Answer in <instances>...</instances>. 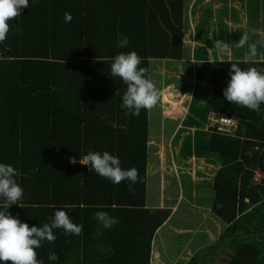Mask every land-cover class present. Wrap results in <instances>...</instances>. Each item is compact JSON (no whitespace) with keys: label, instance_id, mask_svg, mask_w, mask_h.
<instances>
[{"label":"trees","instance_id":"obj_1","mask_svg":"<svg viewBox=\"0 0 264 264\" xmlns=\"http://www.w3.org/2000/svg\"><path fill=\"white\" fill-rule=\"evenodd\" d=\"M65 12L70 23L64 22ZM182 21L183 0H29L21 16L9 21L0 43V163L17 170L24 195L8 211L30 227H42L56 209H65L83 226L81 235H72L79 264H155L152 235L169 208L145 205L148 110L135 116L120 107L126 85L110 75V65L112 57L131 51L147 69L150 58L180 59ZM118 36L129 44L118 47ZM245 57L207 61L210 107L237 123L227 134L207 132V149L220 159L210 202L220 229L182 264H198L220 245L226 248L223 264H264V104L258 114L223 96L232 63L264 69V58ZM176 105L172 101L167 113ZM89 151H108L123 169L136 168L134 191L130 181L114 184L69 162ZM98 211L119 223L105 228L95 217ZM54 234V243L36 249L38 260L51 264L48 256L56 251L62 264H70L75 256L67 257L69 242H62L71 235L63 236V229ZM165 258L172 261L173 255Z\"/></svg>","mask_w":264,"mask_h":264},{"label":"clouds","instance_id":"obj_2","mask_svg":"<svg viewBox=\"0 0 264 264\" xmlns=\"http://www.w3.org/2000/svg\"><path fill=\"white\" fill-rule=\"evenodd\" d=\"M28 7L29 0H0V43L6 39L10 30L9 21L21 16L22 10ZM72 19L70 13H64L65 23H70ZM248 39L247 34L241 36L236 46L243 48ZM128 44L129 39L126 36L117 37L118 47L123 48ZM215 47L224 49L228 45L216 41ZM248 49L245 62H253L257 56V44H248ZM140 64V56L135 51H131L118 53L112 57L110 65V75L119 77L126 85L120 107L130 110L135 116H139L141 109H152L161 95L153 81L146 78L148 69L139 67ZM229 75L230 80L223 91L224 98L229 103L246 107L260 114V105L264 104V69L249 67L243 70L238 64L232 63ZM251 154L249 150L248 155L251 156ZM69 162L85 165L90 172L114 184L130 181L128 185L130 191H134L132 185L139 179V172L136 168L123 169L120 159L108 151L103 153L89 151L79 161L69 158ZM17 174L13 166L0 163V198L3 200L0 204V209H2L0 210V262L3 264H43V261L37 258L36 249L40 248L45 241L55 242V229H63L65 235L79 236L82 234L83 226L73 223L69 214L59 208L55 210L51 221L42 227H30L27 223L13 217L8 209L11 205L18 204L24 195L23 188L16 182ZM95 217L105 228H111L119 223L118 217H111L105 211L96 212ZM48 259L55 261L59 257L53 252L49 254Z\"/></svg>","mask_w":264,"mask_h":264},{"label":"crops","instance_id":"obj_3","mask_svg":"<svg viewBox=\"0 0 264 264\" xmlns=\"http://www.w3.org/2000/svg\"><path fill=\"white\" fill-rule=\"evenodd\" d=\"M227 0V4H230ZM247 2V0H244ZM232 4V3H231ZM229 22V20L227 19ZM197 37H200L198 35ZM197 37L194 35L190 36L186 42H189V48H188V54H183L180 60H185L189 63L191 68V75L187 77L186 81L190 85V83H199L204 82L207 80L204 74H196V71H194L196 63H203L202 69L208 70V64L207 61H212L213 59L218 58H224L223 55L220 53L217 48V50L214 48L216 41H211L209 43H206L205 41H201L200 39H197ZM184 33H183V41H184ZM203 45L202 47H198L196 49V46ZM183 45V44H182ZM216 52V53H215ZM230 53V50L226 48V58L227 54ZM156 59H164L163 62L164 67H158V64H155L152 66V71L154 75V79H156L159 75L163 77V81L168 79L167 76L164 75L168 69V66L166 65L165 59H172V58H156ZM149 61H148V74L150 72L149 67ZM151 71V73H152ZM193 71V74H192ZM209 71V70H208ZM176 76L179 75V73L175 74ZM193 86V85H192ZM190 85L189 88L184 87H176L171 81H168L166 83H163L159 85L158 90L161 91L160 100L161 105L164 102L165 103V109H163V112L165 115L169 118H172L174 121V124L172 128L170 129V132L165 137L164 143H161V141H158L160 149H158V159L159 163L154 164L153 167L149 168V164L147 163V157H146V173H145V205L151 206V207H162L166 206L169 208V212L167 217L164 219V221L158 226L152 235V240L155 245L154 250V262L155 264H182L184 260H186L191 253L195 252L197 249L205 246L206 244L212 243L215 238L216 234L219 232L220 229V223L217 222L210 214V202L212 199V177L215 172V170L220 165V159L217 156L216 157V163L212 165V163L205 162L204 159H202V155L204 154L203 150H197L195 146L191 148V153H189L190 150V144L191 139L190 137L185 136L184 138H177L178 143L175 145V147L172 146V141L174 138H176V133L179 129H182V131L189 133L188 135L195 134V131L199 127V124L203 121L202 130L207 132L209 131L207 128V114L208 111L211 110L210 104H209V95H210V78H209V89H208V98H205L207 100L206 106L207 109L204 111H200L198 114V117H202L201 122L199 123L196 119L195 122H191L189 124H185L184 120L186 119L187 115L190 112V109L194 110L195 107L192 106L193 97L195 95V89L194 86L192 88ZM201 86V85H199ZM186 101L184 102V100ZM174 101L177 103V110L173 114L167 113L168 106L171 105V102ZM177 119V120H176ZM186 129V130H185ZM175 132V133H174ZM174 133V134H173ZM209 133V132H208ZM173 134V136H172ZM147 136H148V111H147ZM147 140V145L148 141ZM186 140V142H185ZM164 145V146H163ZM204 148V145H203ZM208 150V149H207ZM209 151V150H208ZM211 152V151H209ZM182 153V154H181ZM214 153V152H212ZM181 155H184L188 157V160L186 162H177L176 159H178ZM188 155V156H186ZM169 166L172 175L167 177L163 173V168ZM210 167L211 170L209 172L208 176H204L202 173L205 171L204 168ZM186 170V171H185ZM157 171L160 173L159 175H155L154 172L157 173ZM186 172L188 174H186ZM154 175L155 181L158 180V189L161 188L165 183L163 181L167 182L168 179H173V182L175 184V191H157V195L154 193L153 195H150L148 197L147 193V179L146 175ZM184 176L186 183L190 185V181H192V185L190 186L191 189L189 191L184 192L183 186L180 185V177L179 175ZM196 178L204 180V182H210L208 185V188L211 187V191L206 192L205 197L204 196H198L197 200L195 199V192H194V184L196 183ZM207 189V188H206ZM183 203V205H181ZM179 211V212H178ZM77 214V213H76ZM190 218V219H189ZM182 221V225L179 223ZM177 225H179L177 227ZM205 225V226H204ZM204 228L200 231L201 227ZM221 247V245H220ZM219 249V246L217 247ZM217 250L209 251L205 254L204 257H202L201 260H203L207 255L210 253H213ZM171 253L173 255V260H167L165 258L166 253ZM58 252H56L57 254ZM74 261H76L77 264L80 261V253L75 252V258Z\"/></svg>","mask_w":264,"mask_h":264},{"label":"rangeland","instance_id":"obj_4","mask_svg":"<svg viewBox=\"0 0 264 264\" xmlns=\"http://www.w3.org/2000/svg\"><path fill=\"white\" fill-rule=\"evenodd\" d=\"M259 1V3H258ZM250 2V5L248 3ZM253 2L255 3V0H233L232 4H227V0H183V21H182V30L184 33V41L182 48L184 50L183 54H188V48H189V42H186V40L190 36H198L197 39H200L201 41H205L206 43H209L211 41H221L228 45L227 49L230 50V53L227 54L228 58H239V57H245L247 56L246 52L244 51L246 48H248V44H252L255 42L257 44V56L259 58H264V28L262 27V20L264 21V0H256L255 6H253ZM258 3V4H257ZM230 5H233V7H230ZM229 20V22L227 21ZM249 33L250 35V42H247V45H245L243 48H238L236 46V43H238L241 36ZM253 40V42H251ZM198 45V44H197ZM203 45L196 46V49L198 47H202ZM214 48L217 50V47L214 46ZM220 53L223 55V57H226V48L218 49ZM216 53V52H215ZM164 59H156V58H150L149 59V67L150 72L148 74V78L153 81L156 88H159V85L166 83L168 81H171L176 87H186L189 88L190 85L194 86L195 89V95L193 97L194 102L192 101V106L195 107L194 110L190 109L189 114L187 115L186 119L184 120L185 124H189L191 122H195L197 119L198 122H201L202 117H198L200 111L204 113V111L207 109V106L205 103H207V100L205 98H208V89H209V78L210 74L209 71L206 69H202L203 63H196L194 71H196V74H204L207 78L206 81L200 82L199 86L198 83H190V85L187 83L186 79L191 75V68L187 61L180 60V59H165L166 65L168 66V69L166 73H164L165 76L168 77L165 82L163 81V77L159 75L156 79H154L152 66L155 64H158V67H164L163 62ZM152 71V73H151ZM179 73L178 76L175 74ZM193 74V71H192ZM192 86V88H193ZM162 91V88L160 92ZM209 99V98H208ZM186 99L184 100V102ZM174 102V101H173ZM163 109H165V103L163 102L161 105V100L158 99L157 104L150 110H148V138L150 139L148 141L147 145V163L149 164V168L153 167L154 164L159 163L158 159V149H160L158 141H161V143H164L165 137L170 132V129L172 128L174 121L172 118H169L165 115L163 112ZM177 120V119H176ZM203 121L199 124V127L195 131V134L188 135L189 133H186L182 131V129H179L176 133V138L172 141V146L175 147V145L178 143L177 138L181 137H190L191 144H190V150L189 153H191V148L195 146L196 151L197 150H203L204 154L202 155V159H204L205 162H211L212 165L216 163V153L209 152L207 150L206 145V138H207V130L203 131L202 128ZM186 130V129H185ZM175 133V132H174ZM173 133V134H174ZM172 134V136H173ZM204 145V148H203ZM164 146V145H163ZM182 154V153H181ZM188 156V155H186ZM184 155H181L178 159H176L177 162H186L188 160V157L184 158ZM204 172L202 173L204 176H208L209 172L211 170L210 167L204 168ZM186 171V170H185ZM155 175H159L160 173L157 171L154 172ZM163 173L167 177L172 175L170 167L166 166L163 168ZM186 174H188L186 172ZM180 177V185L183 186L184 192L189 191L191 189V185L193 184L192 181H190V185L186 183L185 175ZM147 179V195L148 197L150 195H153L154 193L157 195V191H175L176 187L173 182V179H168L167 182L163 181L165 185H163L161 188L158 189L159 181H155L154 175H146ZM196 183L194 184V192H195V199L197 200V197L204 196L206 192L211 191V187L208 188V185L210 182H204V180L201 181V179L196 178ZM207 188V189H206ZM206 200V197H205ZM183 205V203H181ZM61 209V208H60ZM54 210V208H53ZM65 210V209H63ZM179 212V211H178ZM190 219V218H189ZM182 225V221L179 222ZM179 225H177L178 227ZM205 226V225H204ZM202 227V229L204 228ZM68 236V235H63ZM69 242V246L65 248V254L67 257L75 256V252L77 249L76 246V239L75 244L73 237L71 235L70 239H66L63 243ZM213 253H210L207 255L202 261H200L198 264H223V259L225 256L226 248L224 247H217L215 248ZM80 251V249H79ZM56 253V251H53ZM64 253V252H63ZM57 256H60V253H57ZM51 264H62L59 259L55 261H50ZM79 263V262H78ZM70 264H77L76 261H72Z\"/></svg>","mask_w":264,"mask_h":264},{"label":"built area","instance_id":"obj_5","mask_svg":"<svg viewBox=\"0 0 264 264\" xmlns=\"http://www.w3.org/2000/svg\"><path fill=\"white\" fill-rule=\"evenodd\" d=\"M206 120V125L210 132L223 134L230 133L235 128L237 123V119L235 117L215 110L208 111Z\"/></svg>","mask_w":264,"mask_h":264}]
</instances>
